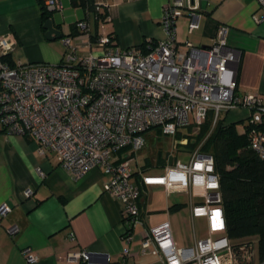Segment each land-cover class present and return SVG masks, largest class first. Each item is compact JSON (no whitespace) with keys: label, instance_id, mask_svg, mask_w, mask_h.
Here are the masks:
<instances>
[{"label":"built area","instance_id":"1","mask_svg":"<svg viewBox=\"0 0 264 264\" xmlns=\"http://www.w3.org/2000/svg\"><path fill=\"white\" fill-rule=\"evenodd\" d=\"M49 12H62L60 0H41ZM264 9V0H257ZM102 6H107L106 3ZM96 11L101 5L97 4ZM188 16L187 32L199 27L200 14L192 0H169L162 7L164 38L143 53L133 46L119 48L108 34H87L76 43L63 37L66 51L56 64L6 60L15 47L11 34L0 36V123L9 135L31 138L41 155L50 152L58 165L78 180L100 168L107 177L103 191L122 205L121 257L110 264H130L133 230L140 225V186L131 163L147 144L151 130L173 136L188 126L199 127L212 112L246 109L249 147L264 160V101L260 94L236 93L239 52L226 44L228 28L217 27L208 47L176 39V22ZM264 14L253 17L259 23ZM85 30L82 21L76 24ZM80 49L84 51L81 52ZM154 131V136H157ZM176 145L174 144V147ZM144 186L161 185L166 193L202 189V201L189 202L192 217L206 219L204 238L191 246H177L168 221L142 231L138 254L157 257L161 264H264L256 258V239L233 242L226 236L218 175L212 156L189 153L188 161L174 160L159 175L140 173ZM32 191L25 190V197ZM10 208L0 204V215ZM7 232H18L11 226ZM27 263L37 257L22 249ZM88 253L68 252L66 263L87 262ZM138 264V263H132Z\"/></svg>","mask_w":264,"mask_h":264},{"label":"crops","instance_id":"2","mask_svg":"<svg viewBox=\"0 0 264 264\" xmlns=\"http://www.w3.org/2000/svg\"><path fill=\"white\" fill-rule=\"evenodd\" d=\"M70 6V17L66 23L59 19L61 36L70 37L76 43L79 36L88 39L87 34H111L116 46L128 48L139 45L142 41L155 43L164 38L160 25L163 5L169 0H94L104 11L101 20L87 8L74 7L71 0H60ZM107 6H102L105 4ZM200 14L199 27L187 32L188 16L184 14L176 22V39L180 46L188 40L194 46L208 47L217 27L226 26V44L239 52L236 93L260 94L264 101V20L256 23L253 17L264 14L257 0H192ZM41 0H0V36L11 34L15 47L9 59L14 64L46 62L58 63L66 47L62 38L47 40L41 21ZM83 11L81 16L79 9ZM80 15V17H79ZM53 18V15H52ZM97 20V23H96ZM85 23V30L80 31L76 24ZM83 52V49H80ZM223 116L224 124L236 123L245 131L248 116L246 109L231 110ZM153 138V136H150ZM154 138H158V135ZM148 139V141H149ZM183 145V144H182ZM143 148L135 156L132 166V178L140 186L138 201L142 223L133 230L130 264H161L160 260L150 254L139 255L140 237L144 229L168 221L171 227L176 223L178 213L183 211L188 219H183L188 232L185 240L172 237L177 246H191L195 238H204L206 219L192 217L186 203L179 202L172 196L188 197L189 202L202 201L200 196L194 198L185 193H166L161 185L144 186L140 183V173L151 174L150 169L158 166L163 172L167 165L165 152H170L174 160H183L178 153L193 149ZM147 150L145 164L140 166L137 155ZM107 177L100 168L88 171L78 180H73L62 169L54 155L47 152L41 155L36 143L28 137L7 134L0 123V204L4 203L10 211L0 215V264H110L121 257V234L124 230L121 220V203L103 191ZM32 191L25 197V190ZM195 220L204 225V233H196ZM191 224V226H190ZM16 226L18 232L11 236L7 229ZM192 232V236L191 233ZM30 248L37 257L35 262L27 263L22 249ZM85 250L89 255L87 262L66 263L68 252Z\"/></svg>","mask_w":264,"mask_h":264},{"label":"trees","instance_id":"3","mask_svg":"<svg viewBox=\"0 0 264 264\" xmlns=\"http://www.w3.org/2000/svg\"><path fill=\"white\" fill-rule=\"evenodd\" d=\"M71 4L74 7L87 8L95 14L97 20H101L105 15L104 11H96L94 0H71ZM40 9L43 24L47 19L52 18V12L45 10L42 5ZM108 35L115 42V38L111 34ZM153 44L142 41L136 47L146 53L148 46ZM6 60L11 67L14 66L9 57ZM212 117V112H208L206 119L199 126L197 135L188 138L185 144L177 145L186 149L199 146L200 152L212 156L214 171L218 175L226 236L233 242L256 239V258L257 261L262 262L264 261V160L250 149L246 130L240 134L236 131V123L224 124L223 119H218L213 124ZM154 131L156 135L159 134V129ZM179 132L175 136H178Z\"/></svg>","mask_w":264,"mask_h":264},{"label":"rangeland","instance_id":"4","mask_svg":"<svg viewBox=\"0 0 264 264\" xmlns=\"http://www.w3.org/2000/svg\"><path fill=\"white\" fill-rule=\"evenodd\" d=\"M79 9V8H78ZM70 11H72V8H70V6L67 5H63V9L62 12H54L52 13L53 15V19L55 20H60L62 23H66L65 28L67 29L66 31L70 30L69 27V22H71L72 20L68 19L66 17H70ZM81 16L83 15V11L81 9H79L78 12ZM79 15V17H80ZM71 38V36H70ZM234 110V109H233ZM231 110L228 111V115H230ZM225 113H220V119L223 118ZM199 131V127H194V126H189L186 127L184 129H182L178 136H162L160 135L158 138H154V130H151L150 132H148L149 134H151L153 136V138H150L148 141V146L147 148H157L156 151L158 150H166L167 148H174V144H185L188 140V138L194 137L197 135ZM236 131L238 133H242V126L239 124H237L236 126ZM177 148H184L181 145H177ZM148 155L147 150H143L142 152L139 153V155H137V162L140 166H143L145 164V157ZM185 156H189V152L187 151H182L178 153V158L183 160V158ZM132 166L135 167V162H132ZM150 173L153 175H159V174H163V170L161 167L155 166L153 168H151ZM192 195L194 196V198L200 196L201 192L197 189V188H193V190L191 191ZM172 198H176L178 199L179 202H184L186 203L185 206L188 208V204H189V200L188 197H179L177 198L176 196H172ZM184 211V210H183ZM183 211H180L178 213V217L176 218V223L172 226V232H173V236L176 239H180V240H185L186 239V235L188 234V232L185 230L184 228V223H183V219H188V216H186V213H184ZM195 224V228H196V233L199 237L202 236V234L204 233V225L201 222H197V220H195L194 222ZM191 226V224H190ZM191 236H192V232Z\"/></svg>","mask_w":264,"mask_h":264},{"label":"water","instance_id":"5","mask_svg":"<svg viewBox=\"0 0 264 264\" xmlns=\"http://www.w3.org/2000/svg\"><path fill=\"white\" fill-rule=\"evenodd\" d=\"M58 24H56L53 18L47 19L43 24L42 27L45 30L44 37L47 40H53L55 38H61V31L58 29ZM148 143L144 146L147 148ZM164 158L167 160L168 165H172L174 162V156L168 151L164 153Z\"/></svg>","mask_w":264,"mask_h":264}]
</instances>
